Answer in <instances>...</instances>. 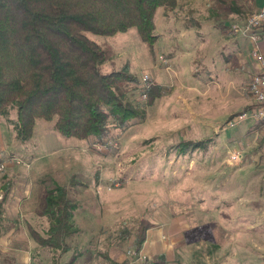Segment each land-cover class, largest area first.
<instances>
[{
    "label": "rangeland",
    "instance_id": "1",
    "mask_svg": "<svg viewBox=\"0 0 264 264\" xmlns=\"http://www.w3.org/2000/svg\"><path fill=\"white\" fill-rule=\"evenodd\" d=\"M214 12L208 0L160 6L152 51L135 27L87 33L111 48L103 71L129 64L138 80L128 93L134 104L144 105L153 87L159 89L143 119L112 128L103 141L66 137L43 118L35 120L30 138L8 139L0 149L6 174L0 264H132L142 219L151 226L139 264L156 254H164L165 264H264V139L251 123L259 120L237 118L253 106L248 82L256 60L248 37L231 28L244 18L220 25ZM15 117L12 107L1 117L3 136ZM185 141L193 144L184 151ZM8 163L27 168L29 178L21 169L6 170ZM7 179L23 187L14 191L35 198L6 200ZM55 184L67 185L78 202L72 215L77 231L62 254L32 235V229L45 233L39 195Z\"/></svg>",
    "mask_w": 264,
    "mask_h": 264
},
{
    "label": "trees",
    "instance_id": "2",
    "mask_svg": "<svg viewBox=\"0 0 264 264\" xmlns=\"http://www.w3.org/2000/svg\"><path fill=\"white\" fill-rule=\"evenodd\" d=\"M176 0H0V119H8L15 136H32L37 118L52 120L66 137L106 139L112 128L124 129L145 117L158 86L144 105L134 104L128 93L137 77L124 63L103 71L111 57L109 45L87 33L113 35L135 27L152 51L156 34L154 17L163 6L171 10ZM143 88V92L148 90ZM193 144L183 143L184 151ZM78 202L67 185L55 184L45 194V233L32 230L35 241L58 254L70 249L68 238L77 231L72 220ZM142 219L133 239L139 251L150 227ZM149 264H165L164 254ZM111 264H120L112 261Z\"/></svg>",
    "mask_w": 264,
    "mask_h": 264
},
{
    "label": "built area",
    "instance_id": "3",
    "mask_svg": "<svg viewBox=\"0 0 264 264\" xmlns=\"http://www.w3.org/2000/svg\"><path fill=\"white\" fill-rule=\"evenodd\" d=\"M264 25V6L259 9L249 13L242 22H234L231 24V28L239 32L241 35L248 37L252 43V54L256 60V70L250 76L248 82V90L253 99V106L240 113L237 118L244 119L247 117H253L256 120L261 122L262 133L264 139V53H262L258 48V43L261 36V28ZM147 75H144L146 78ZM263 150H264V141H263ZM237 153H232L231 158L236 159ZM13 161L17 163H22V160L13 156ZM4 167V162L0 161V169ZM140 251V250H139ZM139 251L133 250L131 253L135 255V258L132 260V264H139L138 259L140 257L145 258L143 255L139 254Z\"/></svg>",
    "mask_w": 264,
    "mask_h": 264
},
{
    "label": "crops",
    "instance_id": "4",
    "mask_svg": "<svg viewBox=\"0 0 264 264\" xmlns=\"http://www.w3.org/2000/svg\"><path fill=\"white\" fill-rule=\"evenodd\" d=\"M208 2H209V5L212 6V10L215 11L214 12L215 13L214 14V17L217 18V23H220V25L223 22L228 23L229 21L231 22V21H236L237 19H243L249 13H251V12L259 9L260 7H263L264 6V0H208ZM261 33H262V38L259 40L258 48H259V50L262 53H264V27L263 26L261 28ZM251 123H253V126H256V127L260 128L259 130L261 132V137L263 138L261 122L254 123L252 121ZM8 124L11 127V128H7L9 130L8 131V134L5 135V136H3L2 135V131L0 132V149H7L5 147L7 146L8 139L10 137H13V139H14L15 131H14L12 125L10 123H8ZM1 153H0V156L3 155ZM17 168L18 169H21L22 171H24L26 173V175H27L26 178H29L30 174H29L27 168H23L21 165H16L15 163H8V165L6 166V170H8V171L10 170L11 172H13L14 169H17ZM4 175H6V174L0 172V177H1L0 178V183H1V179H3ZM17 175H18V173L17 174H11L8 177L9 178H17ZM6 182H7L6 185L9 186V187H11V190L9 191L8 196L5 197L6 200L17 201L18 202L19 201V198L26 197L27 198L26 204H28V198L29 199H34L35 198L36 195H34L33 193L30 194V192L29 193H26L25 189L23 190V192H21L19 190L14 191V189L17 188V187L22 188V189H23V187L17 185L16 183H14L12 179H7ZM32 184H33V186L35 185L34 183H32ZM38 187H39V185H38ZM39 196H42L41 199L45 198V197H43V194H41ZM37 198L39 200V197L38 196H37ZM16 208H15V211H17ZM29 230H30V228H29ZM149 230L150 229H148L146 231V237H145L144 243H146V239H147ZM154 238H155V235L153 236V238H152L151 241H154L155 240Z\"/></svg>",
    "mask_w": 264,
    "mask_h": 264
}]
</instances>
